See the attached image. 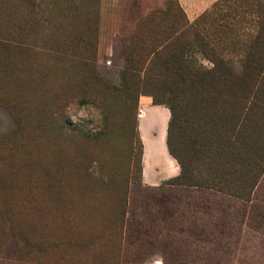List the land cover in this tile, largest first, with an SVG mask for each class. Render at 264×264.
Listing matches in <instances>:
<instances>
[{
	"label": "rangeland",
	"instance_id": "rangeland-1",
	"mask_svg": "<svg viewBox=\"0 0 264 264\" xmlns=\"http://www.w3.org/2000/svg\"><path fill=\"white\" fill-rule=\"evenodd\" d=\"M0 264H264V0H0Z\"/></svg>",
	"mask_w": 264,
	"mask_h": 264
},
{
	"label": "crops",
	"instance_id": "crops-1",
	"mask_svg": "<svg viewBox=\"0 0 264 264\" xmlns=\"http://www.w3.org/2000/svg\"><path fill=\"white\" fill-rule=\"evenodd\" d=\"M161 109V111H164V113H166L167 115V120L169 118V112L165 109L162 108H158ZM157 120V119H156ZM157 127L156 123H154V121H152V129L155 130ZM166 128L162 131L161 136L158 138L157 140V135L154 136L155 141H157V143L162 147V150H164L166 157L164 158L165 163H166V173H165V178H169L172 176L177 175L178 173V166H177V162L169 155L168 151H167V147H166ZM142 138V135H141ZM143 140V138H142ZM144 142V140H143ZM146 150V146L144 148Z\"/></svg>",
	"mask_w": 264,
	"mask_h": 264
},
{
	"label": "trees",
	"instance_id": "trees-1",
	"mask_svg": "<svg viewBox=\"0 0 264 264\" xmlns=\"http://www.w3.org/2000/svg\"><path fill=\"white\" fill-rule=\"evenodd\" d=\"M169 108V119H170V122H169V127H168V131H167V134H166V147H167V151L170 152V154L179 162L180 165H182L180 159L173 153V151L171 150V148L169 147V134H170V129H171V125L173 124V121H174V111L171 107H168Z\"/></svg>",
	"mask_w": 264,
	"mask_h": 264
}]
</instances>
